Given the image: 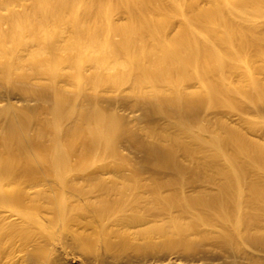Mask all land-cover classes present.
I'll return each instance as SVG.
<instances>
[{
	"label": "bare ground",
	"instance_id": "bare-ground-1",
	"mask_svg": "<svg viewBox=\"0 0 264 264\" xmlns=\"http://www.w3.org/2000/svg\"><path fill=\"white\" fill-rule=\"evenodd\" d=\"M240 1L242 9L264 4ZM220 3L210 0L217 16L231 13L228 9L237 2L224 0L223 7ZM0 4L5 5L3 11L15 10L10 2ZM162 11L154 9L152 23L163 17ZM9 23L14 33H26L34 43L41 38L40 30H49L46 23L34 27L24 18ZM71 28L77 32L74 24ZM62 45L70 47L68 40ZM5 77L0 68V144L11 147L6 150L14 158L19 154L16 160L33 151L39 160L20 168L15 164L16 170L4 164L6 159L0 163V264H264V180L249 181L248 164L230 176L222 169L226 167L212 163L211 158L238 143L214 136L223 124L209 117L206 103L87 93L63 97L57 89L23 79L9 85ZM70 77L63 76L66 82ZM260 101L256 109L264 114V99ZM85 128H96L90 136L102 143L98 149L105 145L103 159L118 160V152L126 151L138 171L152 177H128L119 170L109 178L80 174L63 161L60 145L68 134ZM137 128L148 130L143 134ZM153 130H158L159 143L153 140ZM168 133L178 138L171 145L169 135L163 138ZM160 138L170 146H162ZM46 140L57 149L51 161L48 153L42 155ZM74 170L79 173L71 175ZM42 172L45 175H38ZM166 221L173 225L165 232ZM202 227L210 229L203 232Z\"/></svg>",
	"mask_w": 264,
	"mask_h": 264
},
{
	"label": "rangeland",
	"instance_id": "rangeland-1",
	"mask_svg": "<svg viewBox=\"0 0 264 264\" xmlns=\"http://www.w3.org/2000/svg\"><path fill=\"white\" fill-rule=\"evenodd\" d=\"M0 2H10L15 9L8 13L2 10L5 5L0 4V43L3 48L0 49V68L9 77V85L20 80L40 88L57 89L59 96L63 97L87 93L101 97L143 96L151 100L153 97H182L191 102L200 99L206 103L205 110L209 117L223 124L222 129L214 128V136L230 138L235 140V144H240L215 159L211 158L217 162L212 163L218 168L220 164L223 165L226 167L222 168L224 171L231 169L227 172L230 176L237 174L235 170L241 168V164H253L252 167L248 166L245 177L249 181L264 180V114L257 110L261 106L260 100L264 99V4L261 3L259 9H242V2L236 0V5L228 9L231 13L217 16L212 12L210 0H158L156 3L146 0ZM220 2L219 6L223 7L224 0ZM157 7L164 8L163 17L152 23L149 18ZM11 18H24L34 27L46 23L49 30L46 34L40 30L41 38L34 43L26 33L13 32L9 23ZM73 24L77 32L71 28ZM67 40L70 47L63 48L62 42ZM66 73L71 76L67 82L63 78ZM103 111L106 115V111ZM85 129L89 133L72 132L60 145L64 151L63 161L75 165L80 174H103L102 177L109 178L115 177L119 170V175L121 172L126 176L152 177L149 173H140L138 165L126 151L118 152V160L103 159L105 145L98 149L101 146L98 144L102 143L95 142L90 136L96 128ZM137 130L143 133L148 129ZM44 133L51 136L50 131L45 130ZM45 134L49 139L50 136ZM171 134L163 135V138ZM174 135L170 136L169 144L173 138L174 141L178 139ZM156 136L158 130L155 137L151 135L150 139L153 137L155 141L158 139ZM49 143L45 145L48 149L44 146L46 152L42 154V150L40 154L48 153L51 161L57 149ZM170 145L166 142L162 146ZM87 147L90 154H82ZM7 148L10 151L11 147L0 144V154L3 153L0 163L6 159L4 164L11 170L25 166L28 161L34 163L39 160L35 151L30 153L34 154L32 156L28 154L27 158L24 155L16 160L19 154H15L14 158ZM216 152L213 151V154ZM78 155H81L79 159L86 158L80 163L78 159L77 163ZM198 158L203 159V156ZM75 171H71V175ZM61 172L65 173V170ZM38 175L45 174L42 172ZM166 222L163 223L165 232L171 230L173 225ZM208 228L204 227L205 232L206 229L209 231ZM204 230L202 227L201 231ZM187 234L189 237L190 232Z\"/></svg>",
	"mask_w": 264,
	"mask_h": 264
}]
</instances>
